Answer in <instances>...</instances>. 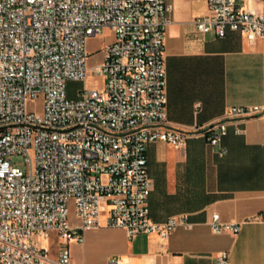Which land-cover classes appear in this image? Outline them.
Returning a JSON list of instances; mask_svg holds the SVG:
<instances>
[{
  "label": "built area",
  "instance_id": "built-area-1",
  "mask_svg": "<svg viewBox=\"0 0 264 264\" xmlns=\"http://www.w3.org/2000/svg\"><path fill=\"white\" fill-rule=\"evenodd\" d=\"M206 7L193 21L198 34L264 41V12L233 0H208ZM169 10L164 0H0V264H69L66 248L50 263L38 242L52 233L63 245L81 243L100 216L129 237L153 233L163 240L186 226L180 217L150 221L146 203L145 145L177 148L189 136L162 126ZM103 29L112 42L88 69L86 42ZM88 73L100 78V90L86 88ZM68 82L83 85L74 99L66 96ZM37 96L40 114L26 108ZM259 118L264 106L229 107L197 134L216 146L228 122ZM15 155L24 172L8 160ZM209 228L238 230L217 215ZM226 260L221 253L215 264Z\"/></svg>",
  "mask_w": 264,
  "mask_h": 264
},
{
  "label": "crops",
  "instance_id": "crops-1",
  "mask_svg": "<svg viewBox=\"0 0 264 264\" xmlns=\"http://www.w3.org/2000/svg\"><path fill=\"white\" fill-rule=\"evenodd\" d=\"M164 1L170 10L162 47V126L189 136L177 148L145 145L146 203L150 221L180 217L186 226L163 240L153 233L129 237L105 227L100 216L97 228L83 231L81 243L63 245L51 234L58 250H68L69 264H215L221 253L226 264H264V118L228 122L216 146L197 134L229 107L264 106V41L249 44L231 32L221 39L200 35L193 21L207 13L208 0ZM233 1L264 12V0ZM100 38L102 31L87 40L88 54L96 43L112 42V36ZM212 215L237 232L213 234Z\"/></svg>",
  "mask_w": 264,
  "mask_h": 264
},
{
  "label": "rangeland",
  "instance_id": "rangeland-1",
  "mask_svg": "<svg viewBox=\"0 0 264 264\" xmlns=\"http://www.w3.org/2000/svg\"><path fill=\"white\" fill-rule=\"evenodd\" d=\"M110 36H111L110 31L108 29H103L102 30V38H100V39L103 41L104 40L106 41L110 38ZM102 48H103L102 42L96 43L92 52L90 54H88L87 63H86V66L88 69H91L92 67H95L100 63L99 59L102 56V52H101ZM86 78H87V82H86V88L87 89L100 90V86H101L100 78L91 77V75L89 73L87 74ZM82 86L83 85L81 83L68 82L66 84V87H65L67 98L68 99H74L76 96V92L80 91ZM41 101H42L41 96H37L33 100H30V99L27 100V102H26L27 111L34 112L35 114H40V112H41ZM8 160L12 163L13 166L18 168L20 171H22V172L25 171V165L23 164L22 156H18V155L10 156V157H8ZM71 219L72 218L70 216V218H69L70 222H72ZM38 243L42 244V246L44 247L45 252H46V256L54 261L56 258L57 251H58V246H57V243H56L54 236L50 233L47 236L46 240L39 241ZM70 247H71V244L68 245L69 251H70Z\"/></svg>",
  "mask_w": 264,
  "mask_h": 264
},
{
  "label": "bare ground",
  "instance_id": "bare-ground-1",
  "mask_svg": "<svg viewBox=\"0 0 264 264\" xmlns=\"http://www.w3.org/2000/svg\"><path fill=\"white\" fill-rule=\"evenodd\" d=\"M42 246V244H40Z\"/></svg>",
  "mask_w": 264,
  "mask_h": 264
}]
</instances>
